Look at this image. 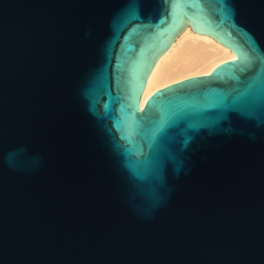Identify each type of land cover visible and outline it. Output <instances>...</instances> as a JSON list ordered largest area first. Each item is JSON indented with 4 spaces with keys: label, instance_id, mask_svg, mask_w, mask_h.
Here are the masks:
<instances>
[{
    "label": "water",
    "instance_id": "water-1",
    "mask_svg": "<svg viewBox=\"0 0 264 264\" xmlns=\"http://www.w3.org/2000/svg\"><path fill=\"white\" fill-rule=\"evenodd\" d=\"M185 20L237 57L140 107ZM0 264H264V0H0Z\"/></svg>",
    "mask_w": 264,
    "mask_h": 264
},
{
    "label": "bare ground",
    "instance_id": "bare-ground-1",
    "mask_svg": "<svg viewBox=\"0 0 264 264\" xmlns=\"http://www.w3.org/2000/svg\"><path fill=\"white\" fill-rule=\"evenodd\" d=\"M154 56L141 94L140 107L156 89L189 74H204L236 52L206 27L180 21Z\"/></svg>",
    "mask_w": 264,
    "mask_h": 264
},
{
    "label": "snow or ice",
    "instance_id": "snow-or-ice-1",
    "mask_svg": "<svg viewBox=\"0 0 264 264\" xmlns=\"http://www.w3.org/2000/svg\"><path fill=\"white\" fill-rule=\"evenodd\" d=\"M233 104L240 107L241 109L251 110L254 107L253 100H244L242 98H237L233 101Z\"/></svg>",
    "mask_w": 264,
    "mask_h": 264
}]
</instances>
